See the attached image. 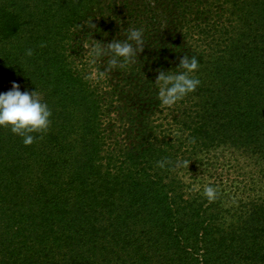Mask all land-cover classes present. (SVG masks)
Here are the masks:
<instances>
[{
	"label": "trees",
	"instance_id": "16d2710c",
	"mask_svg": "<svg viewBox=\"0 0 264 264\" xmlns=\"http://www.w3.org/2000/svg\"><path fill=\"white\" fill-rule=\"evenodd\" d=\"M183 55L200 84L165 106ZM13 81L52 115L30 145L0 127V264H264V0H0Z\"/></svg>",
	"mask_w": 264,
	"mask_h": 264
},
{
	"label": "clouds",
	"instance_id": "9594fccd",
	"mask_svg": "<svg viewBox=\"0 0 264 264\" xmlns=\"http://www.w3.org/2000/svg\"><path fill=\"white\" fill-rule=\"evenodd\" d=\"M142 30L131 29L126 34L124 41L115 40L107 43L106 47L97 45L94 55L104 57L110 54L107 61L109 69H116L126 63L134 62L137 51L142 50ZM135 45V46H134ZM26 55H32V49L26 50ZM196 56L183 55L179 59L175 72L158 71L156 83L159 86L158 98L165 106H172L188 93L194 92L200 84L198 77L190 75L198 68ZM52 111L47 102L35 91H21L20 85L12 82L11 89L0 92V127H9L13 134L22 138L25 145L34 141L31 133H40L46 130L50 124ZM166 159L157 161V167L164 168ZM219 189L211 184L203 188V196L209 202L217 199Z\"/></svg>",
	"mask_w": 264,
	"mask_h": 264
},
{
	"label": "rangeland",
	"instance_id": "374dc122",
	"mask_svg": "<svg viewBox=\"0 0 264 264\" xmlns=\"http://www.w3.org/2000/svg\"><path fill=\"white\" fill-rule=\"evenodd\" d=\"M229 166H232V165H226L225 170H228V168H232V167H229ZM234 171V170H233Z\"/></svg>",
	"mask_w": 264,
	"mask_h": 264
}]
</instances>
